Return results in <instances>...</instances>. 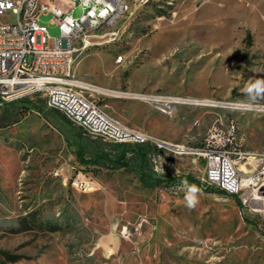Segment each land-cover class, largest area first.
<instances>
[{
  "label": "rangeland",
  "instance_id": "1",
  "mask_svg": "<svg viewBox=\"0 0 264 264\" xmlns=\"http://www.w3.org/2000/svg\"><path fill=\"white\" fill-rule=\"evenodd\" d=\"M129 2L134 14L98 33L93 46L76 44L77 80L236 106H186L168 118L145 101L87 95L123 124L185 147L202 146L212 128L234 122L241 148L264 153V94L248 92L264 80V0ZM82 14V7L72 13ZM6 21L17 16L10 11ZM52 22L41 15L51 38L59 37ZM27 100L46 108L44 97ZM195 118L201 123L193 127ZM171 161L179 175L201 182L193 210L183 186L149 189L130 171L80 165L74 143L39 112L14 122L0 104V264H264V214L207 193L201 160ZM77 177L91 189H74Z\"/></svg>",
  "mask_w": 264,
  "mask_h": 264
},
{
  "label": "built area",
  "instance_id": "2",
  "mask_svg": "<svg viewBox=\"0 0 264 264\" xmlns=\"http://www.w3.org/2000/svg\"><path fill=\"white\" fill-rule=\"evenodd\" d=\"M77 7H82L83 14L75 18L72 13ZM125 9H132L134 14L137 7L127 5V0H0V104L44 97L48 109L61 113L91 139L150 145L154 168L163 174L175 173L168 158L191 156L201 160L205 169L203 184L237 197L247 214H264V153H249L241 148L234 122L226 128H212L202 146L180 147L109 116L95 98L87 95L91 90L86 84L73 79L76 44L83 41L85 47L93 46L91 40L98 33H107L116 27V20L124 19ZM10 11L17 16L14 24L6 21ZM42 14L53 15L52 23L61 32L59 37L51 38L48 27L40 23ZM118 93L121 98L145 101L168 118L186 106H236L166 94ZM200 123L195 118L192 126ZM91 184L77 177L72 187L86 192Z\"/></svg>",
  "mask_w": 264,
  "mask_h": 264
},
{
  "label": "trees",
  "instance_id": "3",
  "mask_svg": "<svg viewBox=\"0 0 264 264\" xmlns=\"http://www.w3.org/2000/svg\"><path fill=\"white\" fill-rule=\"evenodd\" d=\"M1 103V101H0ZM11 120L17 122L18 114L29 110L39 112L60 133L76 146L77 161L83 166H93L111 170H127L136 175L143 187L149 189H171L190 184L201 186V182L191 175L173 176L157 172L152 162L153 148L148 144H113L102 139H91L73 128L65 116L56 110L46 109L27 99L4 103ZM207 193L229 195L215 187H208ZM231 196V195H229ZM239 206L240 202H238Z\"/></svg>",
  "mask_w": 264,
  "mask_h": 264
},
{
  "label": "clouds",
  "instance_id": "4",
  "mask_svg": "<svg viewBox=\"0 0 264 264\" xmlns=\"http://www.w3.org/2000/svg\"><path fill=\"white\" fill-rule=\"evenodd\" d=\"M248 92L250 94L255 93L258 96L264 94V80H256V82L249 87ZM182 184L185 190V206L189 210H193L199 203L201 189L195 184H190L187 180L183 181Z\"/></svg>",
  "mask_w": 264,
  "mask_h": 264
},
{
  "label": "bare ground",
  "instance_id": "5",
  "mask_svg": "<svg viewBox=\"0 0 264 264\" xmlns=\"http://www.w3.org/2000/svg\"><path fill=\"white\" fill-rule=\"evenodd\" d=\"M127 5H131L130 4V2H129V0H127ZM131 10L132 9H125L124 10V18L126 17V15L128 14V13H130L131 12ZM121 20H116V25L120 22ZM73 79L74 80H77L76 78H75V76H74V69H73ZM85 87L86 88H88V89H90L91 91H96V92H99V93H108V94H110V93H115V94H119V93H117V92H113V91H111V90H108V89H104V88H100V87H96V86H91V85H85ZM232 105H234V104H232ZM180 147H185L184 145H180Z\"/></svg>",
  "mask_w": 264,
  "mask_h": 264
},
{
  "label": "crops",
  "instance_id": "6",
  "mask_svg": "<svg viewBox=\"0 0 264 264\" xmlns=\"http://www.w3.org/2000/svg\"><path fill=\"white\" fill-rule=\"evenodd\" d=\"M28 99V98H27ZM30 99H34V98H30ZM45 105H46V102H45ZM46 109H48L47 107H46ZM58 112V111H57ZM59 113V112H58ZM61 114V113H60ZM161 114V113H160ZM71 124V123H70ZM71 126L73 127V128H75V129H77L78 131H80L81 133H82V131L80 130V129H78L77 127H75V126H73L72 124H71ZM57 129V128H56ZM58 130V129H57ZM59 131V130H58ZM60 132V131H59ZM83 134V133H82ZM84 135V134H83ZM85 136V135H84ZM70 142H72V141H70ZM170 161H171V159L172 160H174V159H176V158H168ZM173 164H174V166H175V173H167V174H170V175H173V176H179V169L177 168V166L175 165V162L174 161H171ZM196 178V177H195Z\"/></svg>",
  "mask_w": 264,
  "mask_h": 264
}]
</instances>
